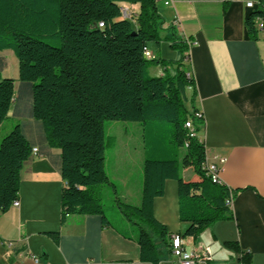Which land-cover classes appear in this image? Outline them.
Masks as SVG:
<instances>
[{
    "label": "trees",
    "instance_id": "obj_1",
    "mask_svg": "<svg viewBox=\"0 0 264 264\" xmlns=\"http://www.w3.org/2000/svg\"><path fill=\"white\" fill-rule=\"evenodd\" d=\"M119 3L139 5L132 21L118 18ZM258 21H264V0H258L244 21L253 41L258 39ZM164 24L154 0H0V52L14 54L19 85L28 88L30 117L43 127L47 146L60 150L58 171L65 183L60 223L69 215L95 214L109 226L100 195L101 187L108 185L121 214L129 222L138 221L134 224L139 261L149 264H159L163 251H170L169 233L152 210L153 200L163 195L165 180L177 182L178 218L187 224L182 237L196 238L214 222L233 217L224 203L228 189L211 182L202 170L204 144L184 127L195 111L196 96L194 77L187 76L184 67L189 48ZM164 30L170 35L161 37ZM161 41L177 52V59L143 57L147 43ZM152 66H161L163 74L150 76ZM1 70L2 65L0 125L14 96L13 80L2 77ZM106 121L135 123L143 129L138 206L122 202L105 174V147L114 141L105 136ZM192 121L195 126L203 123L194 117ZM164 132L171 137L167 145ZM32 148L21 123L0 140V214L17 200L19 173L34 154ZM184 168H190L197 180H182L179 171ZM48 235L57 242L58 233ZM223 245L239 253L238 264H251L250 252L237 242Z\"/></svg>",
    "mask_w": 264,
    "mask_h": 264
},
{
    "label": "crops",
    "instance_id": "obj_2",
    "mask_svg": "<svg viewBox=\"0 0 264 264\" xmlns=\"http://www.w3.org/2000/svg\"><path fill=\"white\" fill-rule=\"evenodd\" d=\"M249 2L254 4L252 8L246 6ZM257 2L172 0L168 7L157 3L166 28L172 27L181 40L185 36L196 41L184 61L195 81L193 109L203 116L196 138L204 144L208 160H226L220 178L234 192L233 217L214 222L196 238L181 236L187 224L178 218L175 180H165L163 195L153 200V216L165 226L169 240L177 234L188 252L209 249L210 259L196 264H238L239 253L225 247V242H237L241 250L249 251L251 264H264V35L258 31V39L253 41L244 26ZM120 4L137 15L138 4ZM175 17L180 27L171 25ZM169 35V30L160 34ZM146 48L163 60L178 58L165 41L147 43ZM5 51L0 52L1 75L13 80L14 96L0 130L5 135L15 124H23L36 153L20 170L18 207L0 214V264H149L139 261L136 234L111 224L103 226L99 215H69L60 223V194L65 184L58 171L60 150L47 146L43 127L30 117L28 88L19 85L14 60L11 58L9 70L3 62ZM148 72L158 77L163 68L152 66ZM185 93L188 98L191 87ZM185 107L192 109L188 101ZM124 132L128 134L125 143L113 137L109 145L112 159L107 171L104 151V170L122 202L136 199L139 204L143 129L136 124ZM187 170L190 168L179 171L182 180H197L194 173L185 178ZM48 233H58L57 242ZM4 241H12L14 246L9 249L2 245ZM159 264L179 263L164 250Z\"/></svg>",
    "mask_w": 264,
    "mask_h": 264
},
{
    "label": "built area",
    "instance_id": "obj_3",
    "mask_svg": "<svg viewBox=\"0 0 264 264\" xmlns=\"http://www.w3.org/2000/svg\"><path fill=\"white\" fill-rule=\"evenodd\" d=\"M154 1L157 3L161 2L166 7L172 6V0H154ZM246 6L248 8H252L254 6V4L249 2L246 4ZM118 8H119V17L118 18L120 20L132 21L133 18L136 16L131 10H129L125 6L121 5L120 3L118 4ZM171 25L176 26V27H180V21H179L178 17H175L173 19V21L171 22ZM102 26H103L102 23L98 24V27H102ZM257 30L261 31L262 34L264 35V21H258L257 22ZM183 41L185 42V44L188 46L189 49L196 44L195 40L187 38L185 36H183ZM143 57L147 60H151V59L155 58V56L150 51H148L146 47L143 50ZM189 75L190 74L187 73V76H189ZM191 114H192V118H188L186 120L184 127L188 130L190 137H196L195 129L197 126H200L202 124L195 126L193 124L192 119H193V117L203 119V116L199 111L191 112ZM32 152L35 154L36 149H33ZM225 161L226 160L224 158H221V157L215 158L214 160H211V161L208 160L207 158H205V160L202 164V170H203L205 176L207 178H209L211 180V182L222 185L220 174L223 171V165H224ZM228 192H229V195L226 197L224 203H225V206H227L228 208L231 209L232 201H233V195H232L231 190L228 189ZM11 207H18V201L17 200L13 201L11 204ZM2 245H5L7 248L10 249L14 246V242L4 241V242H2ZM170 252L179 264H196L198 262L208 261L210 259L208 248H205L202 251H198V250H193V251H189V252L186 251L183 247L182 238L177 234L171 235V237H170Z\"/></svg>",
    "mask_w": 264,
    "mask_h": 264
},
{
    "label": "rangeland",
    "instance_id": "obj_4",
    "mask_svg": "<svg viewBox=\"0 0 264 264\" xmlns=\"http://www.w3.org/2000/svg\"><path fill=\"white\" fill-rule=\"evenodd\" d=\"M1 55L4 58L3 62L7 65L8 70L10 67H12L10 66L11 58L14 60V63H15L14 72L15 74H17V60L14 54L12 53V51L7 50L5 51V54H1ZM135 125H136L135 123H130V122L106 121L103 125V128H104V133L106 137L109 135L112 137H117L119 142L125 143L126 139H128L127 138L128 134L125 133L124 131L130 130V129L132 130L135 127ZM167 126L172 128V125L170 124H167ZM3 131L4 130L2 129L0 130V140L3 135ZM163 137L167 145V143L171 139L170 133L164 132ZM170 147L172 146L170 145ZM183 151H184L183 149H178L179 153H183ZM105 157H106L105 159L107 160V163H106V166H107L106 171H107L108 166L110 164V160L112 159L109 145L105 147ZM192 173L193 172L191 169L187 170L185 178H188L189 176H191ZM100 195H101V205H102L103 214L108 220V222L111 224V226L118 230H124L128 234H131V233L137 234L138 228H137V225L134 223L138 221L133 220V222H129L123 216V214H121L120 210L117 208L114 202V194L112 193V190L108 185L101 187ZM129 204L134 205V206L139 205L136 199H132L131 201H129Z\"/></svg>",
    "mask_w": 264,
    "mask_h": 264
}]
</instances>
